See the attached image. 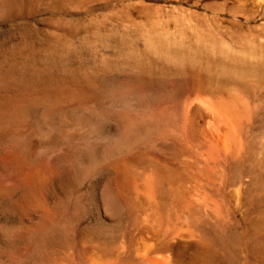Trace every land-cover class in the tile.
I'll use <instances>...</instances> for the list:
<instances>
[{"label": "rangeland", "instance_id": "rangeland-1", "mask_svg": "<svg viewBox=\"0 0 264 264\" xmlns=\"http://www.w3.org/2000/svg\"><path fill=\"white\" fill-rule=\"evenodd\" d=\"M9 1L7 13L0 15V264H45L57 257L75 263L79 249L104 245L120 255L129 250L132 256L142 236L124 215L115 217L105 205L110 172H84V149L65 139L61 130L49 133L47 121L38 122V116L48 118L57 112L56 120H63L61 129L65 123L92 121L100 134L119 135L125 126L157 115L185 88L187 67L177 69L151 59L145 51L150 45L149 19L159 20L171 32L185 31L191 24L225 41L238 37L258 41L264 37V0L260 7L253 5L259 0ZM111 90L132 93L141 105L154 109L109 106ZM85 100L98 104L87 111ZM100 143L93 140L88 148ZM73 169L79 171L74 174ZM262 205L233 208L223 238L232 234L242 242L228 254L220 249L211 264H264L255 252L264 244L255 227L264 222Z\"/></svg>", "mask_w": 264, "mask_h": 264}, {"label": "bare ground", "instance_id": "bare-ground-1", "mask_svg": "<svg viewBox=\"0 0 264 264\" xmlns=\"http://www.w3.org/2000/svg\"><path fill=\"white\" fill-rule=\"evenodd\" d=\"M9 2L0 0V15L7 10ZM262 2L253 5L260 7ZM176 9L179 11L180 7ZM149 23L150 45L143 48L148 56L190 70L182 68L187 71L184 90L178 91L170 103L166 102L168 105L164 103L160 112L156 109L157 115L152 112V117L134 121L119 135L100 134L93 129L92 121L65 123L61 129L63 120H56L57 112L53 113L56 117L38 116V122L47 121L49 133L61 130L65 139L85 150L82 159L77 155L84 172L99 169L110 172L105 205L115 217L124 215L137 234L146 239L141 237L136 243L133 257L129 250L120 255L121 251L115 252L104 245L79 249L75 263L57 257L45 264H211L220 249L228 254L242 242L232 234L223 238L233 208L249 210L264 204V37L258 41L246 37L225 41L219 39L220 35L207 31L210 35L205 29L202 32L191 24L185 25V31L176 26L172 28L177 31L171 32L159 20L149 19ZM111 91L108 99L104 96L109 106L127 111L154 109V105H141L135 95L130 96L132 93ZM84 104L88 111L96 103L91 100ZM93 140L102 141V145L88 148ZM255 227L264 237V222ZM255 252L264 260V244Z\"/></svg>", "mask_w": 264, "mask_h": 264}]
</instances>
